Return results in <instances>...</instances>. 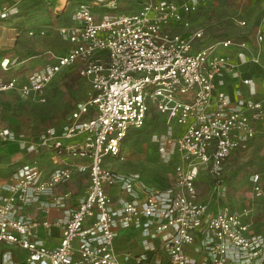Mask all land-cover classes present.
<instances>
[{
	"label": "built area",
	"instance_id": "1",
	"mask_svg": "<svg viewBox=\"0 0 264 264\" xmlns=\"http://www.w3.org/2000/svg\"><path fill=\"white\" fill-rule=\"evenodd\" d=\"M121 1L79 3L71 15L76 24L57 28L71 43L67 51L47 49L44 53L49 60L34 68L23 82L14 77L0 79V90L39 94L63 67L74 65L91 86L88 98L76 104L63 126L47 128L36 141L22 143L27 151L44 146L57 155L88 159L82 167L89 174L87 190L73 209L65 210L58 245L46 246L37 236L36 222L19 212L37 195L69 179L72 169L68 165L53 168L47 176L36 164H25L14 172L7 186L9 193L0 196V243L24 249L25 264H122L114 238L119 229L135 227L144 238L161 235L168 264L197 263L186 253L196 234L204 251L201 264H264V234L247 233V225L234 211H211L208 202L198 200L195 184L205 171L211 178L212 193L221 195L226 190L224 163L234 149L246 148L255 136L253 122L260 123L264 138V95L234 101L217 89L225 70L234 76L238 72L227 54L216 51L234 45L241 61L264 68L262 29L255 33L253 51L247 41L233 38L196 48L203 28L189 29V15L203 0H146L131 13L117 11ZM97 7L108 9L99 20L95 18ZM15 11L4 7L0 18ZM259 24L264 25V15ZM171 25L189 31L174 32ZM35 32L28 27V34ZM38 32L43 34L44 29ZM8 62L4 58L0 64L5 68ZM242 82L252 86L250 78ZM149 103L165 116V132L152 136L159 154L165 160L179 156L175 180L164 188L145 185L142 200L120 198L116 207L105 186L117 184L133 193L140 176L115 172L104 166L103 159L107 155L123 158L121 141L130 127L144 124ZM89 108L94 115L83 117ZM173 122L184 125L178 136ZM0 136L9 140L13 133L3 129ZM76 136H82V141L67 142ZM256 190L259 194L258 186ZM62 201L57 196L42 207L57 210ZM42 224L50 226L48 221ZM143 258L145 254L137 262ZM0 264H14L11 251L1 252Z\"/></svg>",
	"mask_w": 264,
	"mask_h": 264
},
{
	"label": "crops",
	"instance_id": "2",
	"mask_svg": "<svg viewBox=\"0 0 264 264\" xmlns=\"http://www.w3.org/2000/svg\"><path fill=\"white\" fill-rule=\"evenodd\" d=\"M89 1L91 0H0V10L3 8V6H5V8L14 7L16 10L14 13L10 14L9 16L5 18H0V34L3 33L2 35L3 39L1 38L0 42L2 41V43L4 42L9 44L11 47H14L15 43H17L19 39L24 38V39H31V45L34 43L39 44L42 42L45 45L49 44V46H51L53 44V40L57 35L58 36V38H56L57 41L63 43L62 48L60 47L57 50L60 51L59 53H63L69 49L71 43L67 41V39H65V37H63L58 32L57 28L60 26H68V25L76 24L71 19V15L74 9L79 3L89 2ZM246 2L248 3V6L250 8V10L247 13H245L246 21H247L246 26L240 32L229 31L228 33L225 32L222 33L218 28H213L212 25L209 26L208 23H203V25L200 26L199 24L196 25V23H194L196 22L194 21V14L197 11H199V8L202 4L200 2L197 9L193 13H191V15H189V20H190L189 29H195L197 27L203 28V35L199 39H197L195 43V47L196 48L206 47L221 39L233 38L234 40L237 41L239 40L247 41L251 50L252 51L256 50L255 33L259 28H261L264 33V25L259 24L262 16L264 15V10L262 13H259V10H257V6L259 4H262L264 6V0H247ZM121 3L122 2H120L118 6V10H117L118 12L131 13L139 7L138 5L133 10L126 11L122 7ZM107 10L108 9L106 8H99V7L95 8L96 20L101 19L103 13ZM28 27H33L34 30H36V32L31 35L28 34ZM40 28L44 29L43 34L38 32ZM170 29L174 32L189 31L188 29L185 30L180 25H171ZM4 32H5V38H4ZM25 33L31 38L26 36ZM44 44H39V45L44 46ZM216 51L218 53L227 54L230 57L231 61L236 64V71L238 72V76H234L230 70L228 69L225 70L223 74L220 76L221 79L220 78L218 79V80H222V84L217 85V89L224 90L234 101L243 98H252L257 100L264 95L263 68L258 67L256 64H253L249 60L241 61L240 60L241 58L238 55V49L234 45L227 48L217 47ZM262 51H263L262 57L264 58V39L262 42ZM43 54H44V60H43L44 62L47 56L45 55V53ZM247 56L248 57L251 56V53L249 51L247 52ZM4 58L11 60V63L8 65V67H5L6 68L5 70H7L10 67H14V72L12 74L16 76H10L6 78L4 76H0V79L8 80L14 77L19 82L25 81L28 75V71L25 73L23 72L24 69H26L25 66L26 63L23 64L22 63L23 61H19L17 64H14L16 62L15 60L16 57L14 56L4 55L0 57L1 60ZM70 67L72 69L74 68L77 73V76L81 77L77 72L76 66L70 65ZM1 68L3 67L1 66ZM31 70L29 71V73L31 72ZM62 70H64V67L57 74L62 72ZM244 78H250L252 80V86L244 84L242 82ZM90 92L91 89L89 93ZM154 110L156 115L162 119V128L157 131L155 130L151 133V141L155 146V150L158 158L161 159L162 162H165L164 164L169 163L170 161H172V159L175 158H177V160L180 161L179 156L177 154L172 155V157L168 160H165L159 154L157 143L153 140L152 136L154 134H160L165 132L166 129L165 116L157 112L155 107ZM149 111H150V104L146 112L144 124L139 128L130 127L127 130V133L125 137L122 139L120 145L121 155H122V146L125 149H129V147L131 146V145L129 146L130 140L133 136L137 135L142 131L152 129L154 127L156 123V117H154V115H150ZM93 115H94V109L89 108V111L83 117L90 118ZM65 123H62L57 126H48V127L60 128ZM172 126L175 136L180 135L184 129V125L176 124L175 122H173ZM40 134L41 133H39L33 139V141H36ZM252 139H250V141ZM81 141H82V136H76L74 138L69 139L67 142H81ZM4 143L5 144L0 145V196L9 193L7 186L13 181L14 172L19 167L25 164L38 165L44 176H47L49 172L55 167L63 166V165H68L71 167L72 173L69 179L57 183L51 191L37 195L34 201H32L29 205L23 207L19 212L22 215L31 217L36 222L35 231L37 233V236L43 240L46 246L48 247L57 246L61 235L60 224L66 218L65 210L73 209L80 201V199L84 196L87 190L89 184V174H88V170L82 167H85L87 165L88 159L81 157H74L68 154L57 155L51 149L44 146H40L34 151H27L26 148L20 147L21 146L20 143H18L15 140ZM236 150H242V149H234L232 152ZM137 153L141 157L144 156L145 154L142 151V149L141 150L139 149ZM122 157H123L122 159H118V157L116 156L107 155L103 159V164L104 165L106 163L110 165L114 164L117 165V167H122L126 169L131 168L121 161L124 160L123 155ZM133 168L139 169V167L137 166H134ZM119 173L127 174V173H137V172L128 171V172H119ZM200 173H202V171ZM200 173L196 178L195 184L199 179ZM225 182L226 181L224 179V183ZM172 184L173 182L170 185ZM145 185H146L145 182L141 180L140 177V182L135 184L133 193H128L123 191L117 184L107 185L105 186V190L110 195L114 205L118 207L120 204L119 201L120 198L126 200L132 198H135L137 200H142L143 197L145 196V189L147 186ZM210 185H211V181H210ZM196 188L198 192V200L202 202H208L211 211L220 210V209H228L230 211H233L229 208L227 204L224 203L218 204L220 195L213 194L211 190V186L209 188L210 195L209 197H207L206 200L204 199L202 200L200 198L199 195L200 190L197 184H196ZM57 196H61L63 199L62 207H60L57 210L51 207L47 211H45L42 205L53 201V199ZM43 221H48L50 223V226L46 227L44 224H42ZM246 232L251 234L249 230H247ZM200 242H201L200 236L196 234L194 243L186 247V253L189 256L196 258L197 260L196 264H201V260L204 255V251L201 248ZM144 244H148L149 248L144 249L143 248ZM114 247L116 252L118 253V257L122 264H152V263L168 264L169 262V256L164 249L163 238L161 237V235H157L154 238H149V237L144 238L141 236L140 230L135 227H126L119 229L117 235L114 238ZM4 250H9L12 252L14 264H25L24 249L7 243H0V260H1V252ZM143 254H145V258L137 262V259H139V257Z\"/></svg>",
	"mask_w": 264,
	"mask_h": 264
},
{
	"label": "rangeland",
	"instance_id": "3",
	"mask_svg": "<svg viewBox=\"0 0 264 264\" xmlns=\"http://www.w3.org/2000/svg\"><path fill=\"white\" fill-rule=\"evenodd\" d=\"M145 1L122 0L121 5L124 10L131 11ZM246 1L203 0L199 11L194 14V21H196L194 23L199 26L208 23L209 26L218 28L222 33L240 32L247 24L245 13L250 10ZM263 7L262 4L257 6L259 13L263 12ZM2 35L3 33L0 34V39H3ZM26 36L28 35L26 34ZM56 38H58L57 35L51 46L39 43L46 47L35 43L31 45V39L24 38L19 39L14 47L1 41L0 57L4 55L16 57L14 64L23 61V64L26 63V69L23 72L28 71L29 74L31 69L49 60L47 57L43 62V53L48 48L53 51L62 48L63 43L58 42ZM55 52L59 53L60 51ZM10 63L9 59L6 67ZM5 69L0 66V76L5 78L16 76L12 74L14 67ZM82 78L77 76L74 68L66 66L62 72L45 85L42 93L25 96L15 89L0 90V132L3 129H8L13 133V138L9 140H4L0 136V145L15 140L22 147L23 141L26 143L33 141L39 133L42 134L47 128H50L48 126L65 123L75 105L88 98L91 86ZM149 104L150 115L156 117L154 127L133 136L129 149L122 146L124 160L121 161L131 168L126 169L107 163L104 166L118 173L136 171L147 187L164 188L174 182L175 167L180 161L175 158L164 164L165 162L158 158L155 146L151 141V133L162 128V119L156 115L152 103ZM252 124L256 129L253 139L246 148L232 152L224 163L226 190L220 195L218 204H227L231 210L240 214L242 222L247 225V230L251 234H264V138L261 134L260 123L255 121ZM139 149L145 153L144 156L138 155ZM118 159L120 158L118 157ZM134 166L139 169L133 168ZM210 181L209 174L202 171L196 182L202 200H206L210 195ZM257 186L260 190L259 194H257Z\"/></svg>",
	"mask_w": 264,
	"mask_h": 264
},
{
	"label": "bare ground",
	"instance_id": "4",
	"mask_svg": "<svg viewBox=\"0 0 264 264\" xmlns=\"http://www.w3.org/2000/svg\"><path fill=\"white\" fill-rule=\"evenodd\" d=\"M62 5V4H61Z\"/></svg>",
	"mask_w": 264,
	"mask_h": 264
}]
</instances>
